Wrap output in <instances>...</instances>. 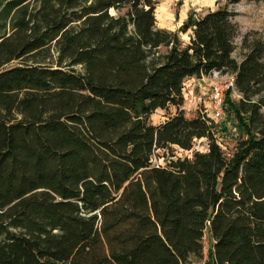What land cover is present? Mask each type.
<instances>
[{
    "label": "trees",
    "instance_id": "trees-1",
    "mask_svg": "<svg viewBox=\"0 0 264 264\" xmlns=\"http://www.w3.org/2000/svg\"><path fill=\"white\" fill-rule=\"evenodd\" d=\"M223 1L173 31L155 0H0V264H188L206 230L212 264H264V41L237 45ZM213 71L247 134L230 158L192 151L210 125L180 108ZM172 145L191 157L154 161Z\"/></svg>",
    "mask_w": 264,
    "mask_h": 264
},
{
    "label": "rangeland",
    "instance_id": "rangeland-1",
    "mask_svg": "<svg viewBox=\"0 0 264 264\" xmlns=\"http://www.w3.org/2000/svg\"><path fill=\"white\" fill-rule=\"evenodd\" d=\"M28 1V0H27ZM30 2L32 0H29ZM223 0H155V19L156 25L160 28L168 30H177L186 21L192 17H196L208 9H215L223 4ZM235 12L234 21L237 25L238 33L235 37L237 45L240 44L241 36L247 34L250 38H259L264 41V0H240L238 3L231 6ZM110 12L115 14L117 10L111 9ZM2 33V27L0 26ZM9 31V30H8ZM181 40L188 39L187 32H179ZM234 56L240 59L242 51L237 48ZM24 63L21 59H15L5 65L10 67ZM227 72H219L214 75L213 72L208 75L193 76L183 82V103L180 106L186 117H194L202 115L207 119L210 125L212 138L203 136L194 140L192 151H206L210 141L212 140L222 150L227 158H230L235 152L238 143L247 138V134L241 127L238 117L233 113L231 106L232 101L239 98L237 91L233 90L229 95H226L224 104L223 120H214L206 113V107L203 100L208 96V93L214 84H223ZM174 106H169L165 109H157L149 116V121L152 124H158L164 118L175 112ZM264 112V107L261 109ZM192 151L182 150L176 146H169L156 151L155 162L164 164L170 155L188 156L191 157ZM212 238L206 230L201 239L202 247L197 254L191 255L188 264H212L211 246Z\"/></svg>",
    "mask_w": 264,
    "mask_h": 264
},
{
    "label": "built area",
    "instance_id": "built-area-1",
    "mask_svg": "<svg viewBox=\"0 0 264 264\" xmlns=\"http://www.w3.org/2000/svg\"><path fill=\"white\" fill-rule=\"evenodd\" d=\"M213 74L218 75L219 71H213ZM224 76H226L224 83L214 84L210 89L208 96L203 100V104L207 108L206 114L214 120L224 119L225 92L228 89L235 90L234 74L227 72Z\"/></svg>",
    "mask_w": 264,
    "mask_h": 264
},
{
    "label": "crops",
    "instance_id": "crops-1",
    "mask_svg": "<svg viewBox=\"0 0 264 264\" xmlns=\"http://www.w3.org/2000/svg\"><path fill=\"white\" fill-rule=\"evenodd\" d=\"M191 78V77H190Z\"/></svg>",
    "mask_w": 264,
    "mask_h": 264
}]
</instances>
